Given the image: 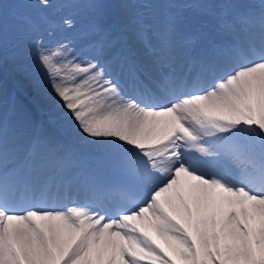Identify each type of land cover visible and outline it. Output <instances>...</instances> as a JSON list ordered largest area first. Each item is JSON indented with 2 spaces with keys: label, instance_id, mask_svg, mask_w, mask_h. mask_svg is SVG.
<instances>
[{
  "label": "snow or ice",
  "instance_id": "snow-or-ice-1",
  "mask_svg": "<svg viewBox=\"0 0 264 264\" xmlns=\"http://www.w3.org/2000/svg\"><path fill=\"white\" fill-rule=\"evenodd\" d=\"M27 7L10 33L0 0V264H264V0Z\"/></svg>",
  "mask_w": 264,
  "mask_h": 264
}]
</instances>
